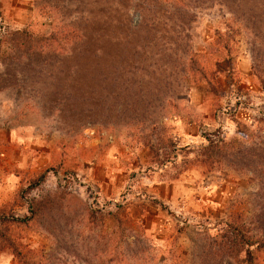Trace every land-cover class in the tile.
<instances>
[{"label":"rangeland","instance_id":"rangeland-1","mask_svg":"<svg viewBox=\"0 0 264 264\" xmlns=\"http://www.w3.org/2000/svg\"><path fill=\"white\" fill-rule=\"evenodd\" d=\"M262 120L264 0H0V264H249Z\"/></svg>","mask_w":264,"mask_h":264},{"label":"trees","instance_id":"trees-1","mask_svg":"<svg viewBox=\"0 0 264 264\" xmlns=\"http://www.w3.org/2000/svg\"><path fill=\"white\" fill-rule=\"evenodd\" d=\"M264 123V120H262ZM239 244L246 248L245 254V262L249 264H254V254L257 251L264 250V236L263 237H254L250 232L245 234L239 240ZM255 248V249H253Z\"/></svg>","mask_w":264,"mask_h":264}]
</instances>
